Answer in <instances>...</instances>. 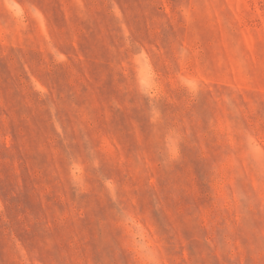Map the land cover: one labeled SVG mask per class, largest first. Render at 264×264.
I'll list each match as a JSON object with an SVG mask.
<instances>
[{
	"label": "rangeland",
	"instance_id": "rangeland-1",
	"mask_svg": "<svg viewBox=\"0 0 264 264\" xmlns=\"http://www.w3.org/2000/svg\"><path fill=\"white\" fill-rule=\"evenodd\" d=\"M0 264H264V0H0Z\"/></svg>",
	"mask_w": 264,
	"mask_h": 264
}]
</instances>
